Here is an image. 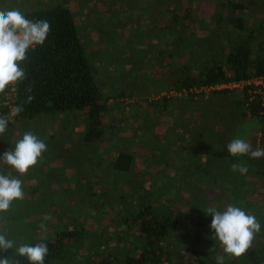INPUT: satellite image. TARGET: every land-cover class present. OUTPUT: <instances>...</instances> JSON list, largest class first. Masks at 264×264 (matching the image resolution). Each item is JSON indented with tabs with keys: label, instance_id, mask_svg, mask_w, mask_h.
Listing matches in <instances>:
<instances>
[{
	"label": "trees",
	"instance_id": "obj_1",
	"mask_svg": "<svg viewBox=\"0 0 264 264\" xmlns=\"http://www.w3.org/2000/svg\"><path fill=\"white\" fill-rule=\"evenodd\" d=\"M258 1L261 2L260 8L257 7ZM220 7V11H216L213 15V23L202 27L207 32L205 36L203 35L204 37L196 34L190 26L196 22L190 12L181 14L174 9L170 13L164 10V15L169 13L164 26L154 22L155 25L145 26L147 30L143 32L147 35H143L144 38L138 40L140 43H145L155 37L159 42L162 37L159 32L163 31L165 38L168 39L163 45L173 47V51L169 52L168 50L165 51L164 48H159L158 53L156 51L150 53L149 56H151L152 61L159 62V66H161L165 57L171 59L170 63L172 57H176L178 61L182 60L183 57L185 58V62L181 66H177V63L173 62L176 69L168 71L167 76L165 75L159 83V87L153 91L155 95H158L161 91L167 93L175 91L184 93V97L163 95L155 101H149L146 105L150 112L156 114L160 112V107V114L163 115L169 105L174 106L176 108L175 114H177L175 118L177 121L180 119L177 124L182 125L186 131L185 133L188 132L186 126L192 120L194 132L199 129L198 133H195L192 137L197 139L194 147L195 152L198 154L201 150H207L204 147L207 144L205 145L202 142L203 135L199 133L201 132L200 128L204 125V129L208 130L205 138L209 136L213 139L211 142L215 145L220 140L223 144L229 131H238L239 123L237 122L246 119L255 120L258 123L264 122V102L262 103L259 97H256L257 95L250 101L247 92H243L241 96L237 94L236 90L222 89L207 92L208 96H204L206 94L204 92L205 88L264 76V0H225L224 3L220 4ZM24 15L30 20H47L51 28L43 45L37 46L34 50H29L25 61L21 64L26 73V78L13 87L14 92L11 91V87L5 91L12 96L11 100L13 102L11 105L23 109L8 124L5 133L12 131L15 124L21 121H29L42 116L55 117L76 114L82 117L84 123L83 130L79 134L81 135L79 138L80 145L86 151L89 149V153H95L102 144L106 143V140L111 142L113 137L118 140L119 137L116 132L124 129L125 119H135L137 116L136 113L131 115V113L125 112L126 104L123 101L132 96L140 97L144 94L136 95L128 90L116 91L106 85V80L102 81L101 77L107 79V76H109V70L112 69L110 67L114 65L115 59L111 60L110 64L107 63V59H97L96 57L95 60V57L87 49V41L81 37L75 14L69 6L57 5L28 11ZM148 44L151 46L150 41ZM135 47L138 48L137 45ZM142 50H139L142 55L141 57L138 56V60L146 57L150 52L149 48ZM121 62L123 63V60ZM113 70L114 75L120 72L118 67ZM3 94H0V116H7L11 109L8 104H2L4 102V98L2 99ZM29 96L33 98L31 102H28ZM135 104L137 103L135 102ZM168 114H171V112ZM148 121L150 120L148 119ZM198 121H200V124H197ZM217 129L222 133L217 134V136L212 135L215 134L213 132ZM142 130L144 131L143 136H145V146L147 148L151 143V135L154 138L153 140L160 139V137L153 134L154 127L142 125ZM259 139L264 149V132L261 133ZM135 141L130 137L129 142L125 138L120 142H116V146H112L115 152L113 158L108 156L107 161H105L104 158L95 155V161L92 162L91 166L88 163V168L90 170H102V172L108 171L106 176L112 177L113 184L119 183L124 189V186L127 185V179L141 174V171H136L133 167L135 159L130 150V144ZM136 143H138V139ZM213 147H210L209 150L213 151ZM168 151H171V149ZM184 151L183 147L181 151L175 152L174 155L179 157ZM205 153L207 154L208 151ZM65 159L66 165L70 168L73 167L70 164V157H65ZM244 159L241 160L242 164ZM246 159L243 166L247 165ZM255 160L252 159L251 161ZM230 161L229 156L223 158L225 164H229ZM187 162L180 165L181 167L184 166L183 171L189 166L190 161ZM236 162L242 165L241 162ZM258 162L261 164L260 168L253 164L254 166L249 167L250 169L245 175L253 177L259 174L264 175V157L259 158ZM103 167L106 169L104 170ZM76 169L77 166L74 170L76 171ZM74 170L70 169L69 175ZM183 171L178 178L180 180L179 184L184 186L186 191L192 185L189 181L192 180L191 176L196 179L200 173L203 177L205 172L203 168L195 169L188 178V172L186 171L183 174ZM75 175H77L76 172ZM100 179L105 181H95L89 187V191L93 196L98 195L95 192H100V195L106 196V193L99 190L102 187L107 188L108 181L101 177ZM167 185L155 186L158 193L152 194L153 192L144 191L139 197L129 199L133 203L131 211L130 213L127 211L121 219L123 221L120 220V222L121 224H127L125 230L132 231L127 233L128 235L136 237L133 238V241L128 240L126 242L128 247L117 263L217 264L216 257L223 256L224 253L223 251L220 252L219 242L210 237L212 218L207 216V209L212 207L223 211L224 207L214 205L218 203L216 201L208 204L210 200H215L214 194L204 200L201 198L202 195H205L204 189L198 190L195 197L188 198L191 205L192 201L194 202L191 208L188 209V213L193 216L195 212L201 211V214L191 222L189 230L183 227L185 232H182L180 231L181 216L173 213L170 207L168 208L161 202L163 195L164 197L175 195L172 193V189H165V187H168ZM239 185L238 188L241 194H247L250 190L257 188L253 184L248 185L247 188L242 184ZM126 198L127 194L123 198L113 199L112 203L119 206L124 204L126 210V206H129ZM165 201L163 202L166 203ZM171 201L168 203H171ZM245 203L249 204L250 201L246 199ZM205 204L206 208L202 211L200 205L205 207ZM109 207L113 206L110 205ZM252 211L257 212V214ZM252 211L246 213L255 217L259 216L260 220L263 219V221H258L261 224L260 232L255 235V240H253L252 246L246 254L239 258L225 256L224 264H264V207H260V210L254 208ZM196 228L199 229L200 235H197L198 229ZM80 235L79 231L54 232L50 236L37 238V241L31 243V245L38 243L47 245L48 254L44 259V264H65V260L71 253L72 241H74H68V238L71 236L78 238ZM195 235L198 237L195 244H193L191 240L195 238ZM259 235H262L263 239L259 238ZM104 262L112 264L114 261L108 262L105 260ZM18 263L28 264V261L24 257H19Z\"/></svg>",
	"mask_w": 264,
	"mask_h": 264
},
{
	"label": "rangeland",
	"instance_id": "obj_2",
	"mask_svg": "<svg viewBox=\"0 0 264 264\" xmlns=\"http://www.w3.org/2000/svg\"><path fill=\"white\" fill-rule=\"evenodd\" d=\"M224 2L225 0H0V10L18 8L23 13L62 4L69 6L75 14L81 37L87 41V49L95 57V60L96 57L97 59H107V63L110 64V61L115 59L114 65L110 67L112 69L109 70V76L107 79L101 77L102 81L106 80V85L116 91L128 90L136 95L144 94L140 97L132 96L123 101L126 104L125 112H129L131 115L136 113L137 118L125 119L124 129L116 132L118 140L115 137L111 138V142L106 140V143L102 144L95 153H89V149L86 151L80 145L81 135L79 134L83 130L84 123L82 117L76 114L55 117L42 116L29 121H21L15 124L12 131L0 135V156L9 149H14L16 142L28 131H31L47 145L46 151L39 158L37 164L30 168L26 174L19 176L12 173L21 180L24 196L22 199L14 201L7 212L0 213V229L8 239L14 241L13 249L0 253V256H8L10 264H19L20 256L16 254V247L20 244L35 243L37 238L50 236L54 232L79 231L81 235L78 238L75 236L68 238V241H74H72L71 253L65 260V264H107L104 262L105 260L114 261L112 264H118V259L128 247L126 242L133 241V238L136 237L128 235L127 233L132 231L125 230L127 224L120 222L126 212L130 213L131 211L133 203L129 199L139 197L144 191L153 192L152 194L158 193V185L166 186L168 184L165 189H172L173 192H171L175 194L174 196L178 195L177 197H164L163 195L161 202L168 208L170 207L173 213L181 216L180 231L182 232H185L183 227L189 230L191 222L201 214V211L195 212L193 216L188 213V209L194 204L192 201L191 205L188 198L195 197L200 189H204L205 195L201 196L204 200L214 194L215 200H210L208 204L216 201L218 203L213 204L222 205L224 209L229 204L240 207L245 212H251L254 208L260 210V207H264V175L259 174L253 177L232 170V165L238 164L236 161L242 164V158L246 159V157L248 169L252 168L253 164L260 168L259 159L251 161L252 158L250 160L248 155L232 157L228 154L227 147L225 148V145L227 146L234 138H241L250 144L252 150L263 149L259 135L264 132V122L258 123L251 119L237 122L239 123L238 131H229L223 144L220 140L215 145L209 136L205 138L208 130L204 129L203 123L204 126L200 128L201 132L199 133L203 135L202 142L207 144L204 146L207 150H201L202 155H199L200 153H196L194 147L197 139L192 138L199 129L194 132L192 120L189 122L186 118L189 123L186 126L188 132L185 133L182 125L179 123L180 127L177 124L180 119L177 121L175 118L177 114H175L174 106L169 105L163 115L160 114V107V112L156 114L150 112L146 105L149 101H155L163 95L184 97V93L175 91L168 93L161 91L158 95H155L153 91L159 87V83L165 75L167 76L168 71L176 69L173 62H176L177 66H181L185 62V58L178 61L176 57H172L170 63L171 59L165 57L161 66H159V62H153L149 56L150 53L155 51L158 53L159 48L171 52L173 47L163 45L168 41L163 31L159 32V35L162 36H160L159 42L155 37H152L151 40L140 43L138 40L144 38L143 35H147L143 32L147 30L145 26L155 25L153 22L164 26L166 17L175 9L181 14L190 12L196 21L190 26L196 34L204 37L207 32L202 27L213 23L214 13L220 11V4ZM257 7H261L260 1H258ZM164 10L169 13L164 15ZM159 19L160 21H158ZM149 41L151 46L148 44ZM136 45L139 49L135 47ZM145 48H149V54L138 60V56L142 55L140 51ZM115 66L120 72L114 75ZM204 92L206 93L204 96L207 97V92L210 91ZM237 94L242 96L239 92ZM6 102L8 101L5 98L3 104ZM169 112L171 114H168ZM200 121L197 124H200ZM142 125L154 127L153 134L160 137V139L153 140L151 135L149 148L145 146ZM173 132L175 133L171 134ZM213 133L215 134L212 135L217 136L222 132L217 129ZM130 137L132 140L137 141L138 139V143L142 144L140 145L136 141L130 144V150L135 159L133 167L136 171H141V174L127 179V185L123 189L119 183L113 184L112 177L106 176L108 171L90 170L88 163L91 166L96 159L95 155H99L105 161L108 156L113 158L115 154L113 147L116 146V142H120L123 138L129 142ZM183 147L185 151L179 157L175 156V152L181 151ZM210 147H213V151L209 150ZM92 148L94 149V147ZM169 149L171 151H168ZM226 156L231 159L229 164L223 163V158ZM65 157H70V164L73 167L70 168L66 165ZM185 162L189 163V166L183 171L184 166L180 165ZM75 166H77L76 171L74 170ZM200 168L205 170L203 177L201 173L196 179L191 176L192 180L189 181L192 185L186 191L185 187L179 184L178 177L182 171L183 174L187 171L189 178L193 170ZM70 169L74 172L69 175ZM103 169L106 168L103 167ZM8 171L6 166L0 164V172L7 173ZM75 172L78 176L75 175ZM100 177L108 181V187H102L103 190H99L106 193V196L100 195V192H95L98 195L93 196L89 187L95 181H105ZM195 184L196 186H194ZM239 184L245 188L253 184L257 188L254 190L249 188L250 191L247 194H241L238 188ZM126 194V201L129 205L126 206V210L124 204L119 206L112 203L113 199L123 198ZM217 195L219 196L217 197ZM128 196L130 197L128 198ZM172 199L173 201H171ZM246 199L250 201L249 204L245 203ZM164 200L166 203L163 202ZM170 201L171 203H168ZM110 205L113 207H109ZM205 208L206 204L205 207L200 205L202 211ZM254 213L257 214V212ZM256 217L259 221L260 217ZM197 235H200L199 229ZM197 235L191 240L193 244H195ZM256 235L258 234L256 233ZM262 237L259 235V238L263 239ZM219 249L220 252L223 251L221 245Z\"/></svg>",
	"mask_w": 264,
	"mask_h": 264
},
{
	"label": "clouds",
	"instance_id": "obj_3",
	"mask_svg": "<svg viewBox=\"0 0 264 264\" xmlns=\"http://www.w3.org/2000/svg\"><path fill=\"white\" fill-rule=\"evenodd\" d=\"M51 25L47 20H30L18 8L0 10V94L14 87L26 78L21 67L29 50L42 46L47 39ZM33 98L28 97V102ZM22 107H12L7 116H0V135L7 131L8 124L22 111ZM47 145L31 131L25 132L15 144L0 156V164L6 166L7 173L0 172V213L9 210L12 203L24 196L22 182L16 175L23 176L35 166L46 151ZM227 152L232 157L248 155L252 159L264 157V149H251L248 142L234 138L227 145ZM233 171L246 174L248 168L240 164L232 165ZM211 216L210 237L218 241L223 256H217V264H224L225 256L239 258L252 246L261 224L256 217L246 213L240 207L229 204L223 211L208 208ZM14 241L8 239L0 229V253L13 249ZM16 254L27 259L28 264H44L48 254L46 244H20ZM0 264H10L8 256H0Z\"/></svg>",
	"mask_w": 264,
	"mask_h": 264
},
{
	"label": "built area",
	"instance_id": "obj_4",
	"mask_svg": "<svg viewBox=\"0 0 264 264\" xmlns=\"http://www.w3.org/2000/svg\"><path fill=\"white\" fill-rule=\"evenodd\" d=\"M222 89L236 90L237 92H239L241 94L243 92H247V95L249 97L248 99L250 101L254 98V96L257 95L256 97H259V99L262 103L264 102V76L263 77H253V78H250L249 80H246V81L230 82V83L221 84V85H218L215 87L205 88L204 91L222 90ZM11 91L14 92L13 87H11ZM11 97L12 96L10 95V93L5 92L3 94L4 101H5V98L8 101L5 104H8L10 109H12V107H13L11 105V103L13 102L11 100ZM5 104H3V105H5ZM260 136H261V134L259 135V137Z\"/></svg>",
	"mask_w": 264,
	"mask_h": 264
}]
</instances>
